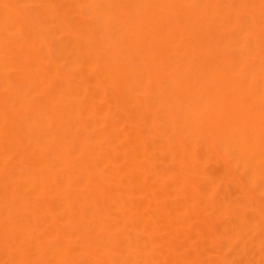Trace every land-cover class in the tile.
I'll return each mask as SVG.
<instances>
[{"label": "bare ground", "instance_id": "6f19581e", "mask_svg": "<svg viewBox=\"0 0 264 264\" xmlns=\"http://www.w3.org/2000/svg\"><path fill=\"white\" fill-rule=\"evenodd\" d=\"M0 264H264V0H0Z\"/></svg>", "mask_w": 264, "mask_h": 264}]
</instances>
